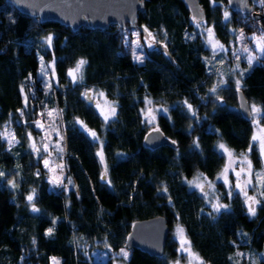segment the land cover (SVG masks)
Listing matches in <instances>:
<instances>
[{
  "label": "trees",
  "instance_id": "obj_1",
  "mask_svg": "<svg viewBox=\"0 0 264 264\" xmlns=\"http://www.w3.org/2000/svg\"><path fill=\"white\" fill-rule=\"evenodd\" d=\"M250 2L257 3L256 12H264L260 2ZM200 3L204 22L223 45L235 38L238 27L247 33L257 25L264 29V17L255 21L230 11L225 19V0ZM139 24L155 37L142 64L125 45V30L71 33L54 23L40 24L0 0V130L11 123L18 138L7 149L0 137V264H51L52 255L60 264H111L94 260L93 249L103 245L118 251L133 222L157 215L165 216L169 226L163 255L131 249L126 264H169L175 258L176 244L170 239L175 224L207 264H238L240 238L262 249L264 203L249 216L236 195L217 212L189 184L198 174L214 179L221 171L225 156L217 148L219 141L236 152L251 144L253 124L238 109L237 87L229 81L216 95L210 91L214 78L208 71V48L179 0H145ZM48 35L53 38L50 48ZM40 56L42 61L54 59L55 84L48 91L38 77ZM81 59L86 61L83 79L74 83L67 73ZM240 81L248 102L263 110L264 122V57ZM88 89L103 93L115 106L116 115L107 123L86 100ZM147 99L167 106V113L157 116V126L175 146H144L150 130L141 110ZM43 107L60 112L73 182L68 192L50 189L41 160L27 147L28 134H39L34 123ZM77 121L98 133L101 146ZM100 148L104 163L97 156ZM251 157L259 167L257 152ZM105 167L107 178L102 179Z\"/></svg>",
  "mask_w": 264,
  "mask_h": 264
},
{
  "label": "rangeland",
  "instance_id": "obj_2",
  "mask_svg": "<svg viewBox=\"0 0 264 264\" xmlns=\"http://www.w3.org/2000/svg\"><path fill=\"white\" fill-rule=\"evenodd\" d=\"M253 2H260V0H252ZM261 3V2H260ZM257 4V3H255ZM262 9H264V4L261 3L260 5ZM227 9V7H226ZM229 9L226 10L228 13V17L230 16ZM256 11H259L256 6ZM252 18V17H251ZM194 26L196 33H199L202 38L204 39L205 46L208 48V55L206 56L208 66H209V74L212 75L214 78L213 85L211 86V89L213 86L218 85V88H221L223 86H226L229 81H232L235 86L236 80L240 79V71H246L250 69L253 65L258 63L262 57H264V54H261L256 51V42L252 39V37H261L264 36V29L260 25L254 26V28H251V33H247L245 28L238 27L235 29V38L231 40L227 45H223L215 36L213 30V40L218 41L220 45L224 46L223 51H216L214 52L211 46V43H209V33L207 29L211 28L208 26L205 22L201 23H195ZM247 25H251L247 24ZM253 30V31H252ZM241 33H243V38H241ZM51 35H48V37ZM138 42L140 44L139 48H135V43ZM124 43L125 45L130 49L132 58L135 62L136 59L134 57V51L135 55L142 57V62H137L139 64L144 63L145 59L147 58L148 49H152L154 46L153 40L149 39L148 37L142 36V34L139 32L136 28H129L125 30L124 32ZM46 45L48 48H50L49 44L46 42ZM151 45V46H149ZM247 47L251 50L252 55L256 56L257 59L253 62V65L249 67L248 64V53H245L243 49ZM239 57V59H237ZM40 58V69L38 72V77L42 80V83L44 85L45 90H51L53 88V84H55V77L53 78L52 67H47L46 72L42 74L41 69L42 66H48L54 64V59H50L48 61H42L41 56ZM55 71V70H54ZM72 79V78H71ZM73 81V80H72ZM221 81H223L221 83ZM49 85L51 87H49ZM91 95V105L95 108V110L99 113L101 118L104 120V117L101 115V110L107 114L110 110V106H112L108 101H106V98L103 94V96L100 95V92L95 89H88ZM217 92V91H216ZM85 93V90H84ZM215 95L217 93H214ZM151 100L152 104L149 105L152 109L155 110L154 114L156 116L155 121L152 124H149L145 122V112H146V104L144 108L141 110L142 117L144 119V122L149 130H153L158 128L157 126V116L159 114L167 113V106L162 105L158 102ZM99 105V107H97ZM256 105L260 107L256 103L249 102V110H250V118L253 124V134L256 135H264V133H261L259 131L260 128H264V122H263V110L259 115H256L255 117L251 113V106ZM261 108V107H260ZM51 112L52 115L49 116L48 113ZM113 116L110 117L109 120H111ZM256 119L259 121V125H255L253 123V119ZM108 120V121H109ZM23 121V119H22ZM107 121V122H108ZM37 122L42 125V127L37 126ZM105 122V123H107ZM35 128L39 131L38 136H33L31 134V139L29 138L28 142V150L34 155V158L36 160H41V165L43 167L45 177L47 181L49 182V187L52 190L60 191L63 190L64 192H68L70 189L73 188V182L72 179L67 174V165H66V155L64 153L63 148V135H62V124H61V118H60V112L56 107H43L41 111L39 112V117L35 121ZM79 127L85 131L84 128L81 127V124L78 123ZM89 129V128H87ZM91 131H95L93 129H89ZM87 132V131H85ZM96 132V131H95ZM0 133H7V138H2V140L6 143L7 149H12L17 143L18 138L16 137V134L14 132V129L12 127L11 123H6L2 126ZM88 133V132H87ZM98 141L100 146L102 143L101 137L98 135ZM29 136V134H28ZM12 137H15L14 140H12V143H9V140L12 139ZM35 144L36 148L39 149V154L33 150L32 145ZM220 144H223L221 141L218 142L217 148L218 150L224 154L225 156V163L221 171L217 174V176L214 179H209L208 177L204 176L203 174H198L197 176L192 178V182L202 184L204 186L205 191L201 192V190L197 187L192 186L193 188L197 189L204 197L207 204L212 205L213 203H219L221 205L227 206V202L232 199L234 196L238 195L240 199L242 200L244 207L249 214V216H254L257 212V209L260 205L264 203V195H261V193H264V184L258 183V176L257 174H260V176H264V158L261 157L260 151H259V142L258 141H251V144L253 145L252 149L249 150V147L243 151L236 152L231 149L227 148L233 153L232 159L235 161V163H232L229 171L227 172V179L228 184H225L223 170L226 166L229 165V157L226 153H224L218 146ZM47 145V151L44 150V146ZM59 149H63V151H60ZM101 151V148L99 149ZM98 151V152H99ZM253 151L257 152L260 166L255 167L251 153ZM247 158L248 161H251L252 166V172L248 173V167L246 163H241L242 160ZM49 161V167L46 168L44 165V161ZM104 163V162H103ZM62 166V167H61ZM49 168L52 169V171H49ZM234 169V171H233ZM241 169H244V172L241 174V176L238 178L236 176V172H240ZM206 178V179H205ZM59 180L60 183H54L51 181ZM251 181V183L247 184L246 186V193L248 197H253L257 201H260L259 203H256L254 205L255 207V214L252 215L249 213V203L246 202V195L245 192L241 191L240 187H237V184H240L242 187L245 185L246 181ZM71 181V183H69ZM209 183H212L214 187L209 188ZM231 193V194H230ZM31 195L34 194L32 193ZM223 207V208H225ZM181 227L179 224H175L170 231V239L175 242L176 248H175V258L169 259V264H176V261L179 260V264H190V258L187 255V253L178 252V249L180 248V241L179 237L177 235V228ZM182 228V227H181ZM185 236V233H184ZM186 237V236H185ZM187 238V237H186ZM188 240V239H187ZM247 240L246 238H240L238 243L236 244L238 246L235 256L238 264H264V245L261 250H255L252 246H247ZM100 245V244H98ZM121 250H124L128 253L127 258H124L120 255ZM132 250L129 248H121L118 251H112L108 249L105 246H97L93 251L91 252L92 258L94 260L107 262L110 261L111 264H126L127 259L129 258ZM191 252L194 253L196 256H198L192 249ZM240 254V255H238ZM51 264H53V261L58 262L60 264V258L58 256H51L50 257ZM207 264L204 263L200 258L199 260L191 259V264Z\"/></svg>",
  "mask_w": 264,
  "mask_h": 264
},
{
  "label": "water",
  "instance_id": "obj_3",
  "mask_svg": "<svg viewBox=\"0 0 264 264\" xmlns=\"http://www.w3.org/2000/svg\"><path fill=\"white\" fill-rule=\"evenodd\" d=\"M188 12L192 23H201L206 19V10L200 0H179ZM18 13L37 19L40 24L54 23L76 33L82 28L108 30L111 27L127 30L136 28L145 37L148 34L139 24L140 14L144 11L145 0H4ZM229 10L251 15L258 21L264 12H256V4L250 0H225ZM90 95L89 92H86ZM237 95V105L241 114L249 118V102L242 92ZM91 101L90 99H86ZM145 147L156 149L162 145L175 146L172 141L159 132L150 130L143 139ZM169 226L165 216L157 215L140 219L130 227L124 247L138 249L150 256H161L165 251Z\"/></svg>",
  "mask_w": 264,
  "mask_h": 264
},
{
  "label": "snow or ice",
  "instance_id": "obj_4",
  "mask_svg": "<svg viewBox=\"0 0 264 264\" xmlns=\"http://www.w3.org/2000/svg\"><path fill=\"white\" fill-rule=\"evenodd\" d=\"M260 2L262 4H264V0H260ZM225 19L228 18V13L225 12ZM144 31L146 33H148V38L151 39V40H155V37L152 35L151 32L148 31L147 28L144 29ZM208 33H209V43H211V46H212V49L214 52L216 51H223L224 50V46L223 45H220L218 41H214L213 40V33H212V29L209 28L207 29ZM241 38H243V33H241ZM52 37L49 36L46 38V42L49 44V46H51V41H52ZM252 39L256 42V51L261 53V54H264V36H261L259 38L257 37H252ZM151 46V45H149ZM140 47V44L138 42L135 43V48H139ZM243 51L245 53H248V64H249V67H251L253 65V62L257 59L256 56L252 55V52L250 49H248L247 47H245L243 49ZM134 57L136 59L137 62H142V57L141 56H138V55H135V51H134ZM237 59H239V57H237ZM86 64V61L81 59L80 61L77 62L75 68L73 69H69L68 71V76L72 78L73 82L76 83V82H79L80 80L83 79V66ZM47 67H52L54 69V64L53 65H48V66H42V69H41V72L42 74H44L46 72V68ZM52 75H53V78L55 77V71L53 70L52 72ZM240 77L242 78L243 75H244V71H240L239 73ZM223 81H221L222 83ZM236 85H237V92L239 93L241 91V81L240 79H237L236 80ZM49 87H51L49 85ZM217 88H218V85L216 86H213L212 89H210V91L212 93H216L217 91ZM101 96H103V93H100ZM85 98L86 99H90V95L88 93H85ZM219 99V97H218ZM145 104H146V112L144 113L145 114V122L149 123V124H152L155 119H156V116L154 114L155 110L152 109L151 107H149V105L152 104V101L151 100H146L145 101ZM185 104L188 108V110L190 112H193L194 113V110L191 106V104H188L187 101H185ZM97 107H99V105H97ZM261 108L256 106V105H252L251 106V113L253 114V116L255 117L256 115H259L261 113ZM49 116L52 115L51 112L48 113ZM101 115L104 117V120L105 122H107L111 116H115L116 115V109H115V106H110V110L107 114H105V112L103 110H101ZM77 123H80L81 124V127L85 129V131L88 132V134L94 139V140H98V136L96 134L95 131H91L89 129H87L86 125H84V123L82 121H77ZM253 123L255 125H259V121H257L255 118L253 119ZM37 126L38 127H42V125H40L39 122H37ZM155 131L159 132V128H156L154 129ZM259 131L261 133H264V128H260ZM7 133H0V137H3V138H7ZM29 138L31 139V133H29ZM15 137H12L11 140H9V143H12V140H14ZM252 140L253 141H258L259 142V151H260V154H261V157L264 158V135H256L254 134L253 137H252ZM172 143H175V141H172ZM33 147V150L36 151L38 154H39V149L36 148L35 144L32 145ZM224 153H226L229 157V165L225 167V169L223 170V175H224V180H225V184H228V179H227V172L229 171V168L231 166L232 163H235V161L232 159L233 157V153L224 145V144H220L218 146ZM253 147L252 144L249 145V150H251ZM44 150L47 151V145L44 146ZM60 151H63V149H59ZM97 156H99L100 158V161L101 163L104 162V156H103V151H99L97 152ZM241 163H246L247 164V167H248V173H251L252 172V166H251V161H248L247 158L245 157L244 160L241 161ZM44 165L46 168L49 167V161L48 160H45L44 161ZM62 167V166H61ZM49 171H52L51 168H49ZM234 171V169H233ZM244 172V169H241L240 172H236V176L239 178L241 176V174ZM39 174V173H38ZM4 173L3 172H0V176H3ZM258 176V180L257 182L258 183H261V184H264V176H260V174H257ZM102 179H106L107 178V168L105 167V171L102 173V176H101ZM206 179V178H205ZM51 182H54V183H57L59 184L60 181L57 179L55 181H51ZM10 185L12 187H16V184L15 182L13 181H9ZM69 183H71V181H69ZM251 183V181H246L245 182V185L242 187L240 184H237V187H240L241 188V191L245 192V195H246V202H250L249 203V213L254 215L255 214V207L254 205L256 203H259L260 201H257L255 198L253 197H248L247 196V193L245 191L246 189V186L247 184ZM189 184L194 186V187H197L201 190V192H204L205 189H204V186L202 184H199V183H193L192 181H189ZM209 188H212L214 187V185L212 183H209L208 185ZM35 190H33L34 192ZM166 191V189H165ZM231 194V193H230ZM261 195H264V193H261ZM33 195H29L27 197L28 201L29 202H32L33 201ZM225 207L224 205H221L219 203H213L212 204V208L214 211H220L221 208ZM33 211H39L38 209H36L35 207H33ZM52 232V229H48V233L50 234ZM177 235L179 237V241H180V248L178 249V252H183V253H187V255L189 256L190 258V264H191V259H196V260H199V257L196 256L194 253L191 252V245H190V242L187 240V238L184 236V230L183 228L179 227L177 228ZM121 256H123L124 258H127L128 256V253L124 250H121V253H120ZM240 255V254H238ZM231 259V258H230ZM53 264H58V262L56 261H53ZM176 264H179V260L176 261ZM202 264V262H201Z\"/></svg>",
  "mask_w": 264,
  "mask_h": 264
},
{
  "label": "built area",
  "instance_id": "obj_5",
  "mask_svg": "<svg viewBox=\"0 0 264 264\" xmlns=\"http://www.w3.org/2000/svg\"><path fill=\"white\" fill-rule=\"evenodd\" d=\"M256 11V10H255Z\"/></svg>",
  "mask_w": 264,
  "mask_h": 264
}]
</instances>
